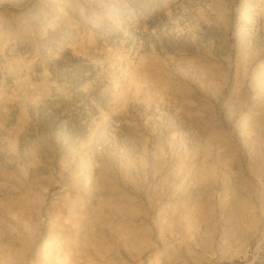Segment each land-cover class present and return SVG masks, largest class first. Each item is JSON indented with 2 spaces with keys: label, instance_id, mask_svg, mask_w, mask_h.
Instances as JSON below:
<instances>
[{
  "label": "rangeland",
  "instance_id": "374dc122",
  "mask_svg": "<svg viewBox=\"0 0 264 264\" xmlns=\"http://www.w3.org/2000/svg\"><path fill=\"white\" fill-rule=\"evenodd\" d=\"M0 264H264V0H0Z\"/></svg>",
  "mask_w": 264,
  "mask_h": 264
}]
</instances>
